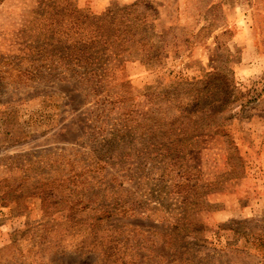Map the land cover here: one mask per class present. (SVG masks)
Instances as JSON below:
<instances>
[{"label": "rangeland", "instance_id": "374dc122", "mask_svg": "<svg viewBox=\"0 0 264 264\" xmlns=\"http://www.w3.org/2000/svg\"><path fill=\"white\" fill-rule=\"evenodd\" d=\"M106 9L153 59L65 69L46 24ZM0 197V264H264V0H0Z\"/></svg>", "mask_w": 264, "mask_h": 264}, {"label": "trees", "instance_id": "16d2710c", "mask_svg": "<svg viewBox=\"0 0 264 264\" xmlns=\"http://www.w3.org/2000/svg\"><path fill=\"white\" fill-rule=\"evenodd\" d=\"M126 8L120 9L117 14L127 13ZM115 13L116 11L112 9H106L98 15L81 11L70 25L51 20L46 24L48 30L57 28V25L60 27L59 35L55 38L59 46L53 51L58 53L65 69L73 70L79 75H90L102 79L113 61L121 63L128 59H140L142 55L153 59L150 54H155L158 48L149 42L145 34L140 35L134 28L141 27L145 14H138L131 19L119 17L116 23L113 17ZM68 28L71 29V33ZM50 36L54 34L50 33ZM75 67L80 71L74 70ZM214 76L211 75L192 87L197 94L193 97V104L189 111L195 109L199 112L192 118L195 125L199 126L203 121L211 125L209 120L217 117L227 103L225 94L233 80L226 77V81L221 83L222 90L221 84L217 83ZM215 126H213L214 129Z\"/></svg>", "mask_w": 264, "mask_h": 264}]
</instances>
